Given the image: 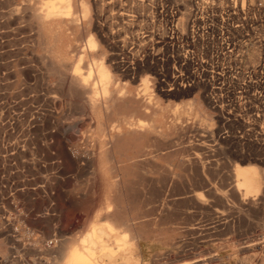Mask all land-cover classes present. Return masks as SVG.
I'll return each mask as SVG.
<instances>
[{
	"label": "rangeland",
	"instance_id": "obj_1",
	"mask_svg": "<svg viewBox=\"0 0 264 264\" xmlns=\"http://www.w3.org/2000/svg\"><path fill=\"white\" fill-rule=\"evenodd\" d=\"M7 1L0 0V45L3 43L1 45L2 47L0 46V48L3 49V53L0 49V55L3 57V59H1L2 57L0 58V63L4 65H2L3 71H5L4 76L6 74L9 76L6 75L9 78L7 79L9 82L6 80L7 77H4L5 80H1L0 95L4 94L6 98L17 101L22 108H25L26 113L29 114H25L28 120L32 116L37 117V112H39V116L41 117L37 120L38 125L33 131L28 132V130H26L27 124L23 122L24 125L21 126L19 135L15 134L14 136H9V134L6 133L4 140L0 139V144L2 141L6 143L15 141V144L21 149L19 152H16V154L22 157L23 167L32 156L36 160L47 162L46 168L43 169L41 167L28 165L25 173L20 177V179H23L24 176L26 177V172L30 175V190L21 194L19 198L21 211L26 214V217L23 218L25 220L22 223L23 226L28 224L31 227L37 228L46 240L57 238L59 241L56 247L43 249L42 252H39L35 247L15 244L9 237L11 233L8 231L11 225L5 222L3 229L0 231V264H55V262L59 261V255L57 254L60 252H57L61 251L63 244L69 243L71 246L75 244L76 246L79 245V247H82L79 242V240L81 241L82 239V235H85L97 224L103 226L100 224L109 219L106 218L105 211H107L110 204L115 206L112 201L114 200L113 195H115L116 191L115 183L116 185L118 183L116 182L117 179H120L118 180L119 188H117V191L122 193L123 198L118 209L112 207L115 209L114 212L118 210L117 216H119V214L121 215L118 217L119 219L126 213L124 214L125 217L122 218L124 224H122L118 232L123 233L124 231L125 233L127 232L126 230H130L132 227H144V229L142 228L140 230L142 238L138 241L131 240L129 237L127 238L131 246L130 248L135 254H139L140 264H182L188 261L211 257H218L221 261L228 262L229 264H264V179L260 190L261 192L259 191L256 196L255 193L251 194L250 200H246L243 204L241 198L244 190L242 188L243 191L238 190V182L234 181L236 180V170L240 167L253 166L260 169L262 174L264 173V112H261L264 110V105H260L259 102H253V106H256L258 111L252 109L249 112L242 113L240 114L241 118L239 117L235 121L233 118L228 119L219 109L214 108L210 104L205 88L201 85L185 90L170 91L169 89L172 88L170 85L172 76L167 72V68L165 67L167 78H163L161 74H164L162 71L163 68L161 67L162 60H156L162 55L163 59L166 58L167 51H163L162 55L159 56L155 53V59H152L154 54H152L149 59H145L146 63L144 66L147 74L143 71L144 68L142 67H137L138 70L136 68H126L121 72L119 69L115 68L116 66L113 64L115 61L114 57L118 53L114 48L110 50L111 46L109 45V41L112 39L108 40L107 43L102 37H98L100 35V29L99 26H97L98 23H95L93 31L96 29L98 34L96 38L99 43L101 42L100 45L105 55L107 54V59L108 56L110 57V61H106L117 78L115 87L121 89L124 87L123 85H126V90L136 92L138 91L137 86L140 84V78L142 76H147L150 79L152 78L153 96L150 101L155 107L158 105L157 107L161 109L162 114L159 118L162 124L158 123L159 127L155 129L153 135H148L145 141L140 143L137 147L131 146L133 149L127 150L125 154L120 155L117 152L115 153L113 150V143L111 145L110 143L112 142V137L116 134L114 131H117V129H115L116 124L124 118L132 122H137V120L129 118L130 113L127 114L128 116H125L117 110L109 113L107 111L102 112L101 117H99L89 108V98L85 100L84 97L81 98V96L77 94L70 96L71 94L69 95L68 93L67 83L64 82L63 85V82H60L63 81V79L50 70L49 80L45 82V84H49L47 89L46 85H43L44 81L42 83L41 79L43 76H46V74L48 75L45 69V67L47 68L48 66L44 63H51L50 58L52 54L50 55L49 52L51 48L49 47L48 49L41 46L39 44L40 40L36 37L37 32L35 27L32 26V28L31 23L29 24L28 22L22 23L23 21L19 20V16L16 15V5L19 6V4L25 0ZM39 1L40 0L31 1V4H39ZM63 1L66 2L69 0ZM87 1L90 5L95 1L100 9L103 8L101 6V0ZM176 1L184 5L185 8H188L190 5V0ZM10 3L12 4L9 5ZM138 4L139 2L135 0V2L131 4L132 10L134 13L138 12L141 14L145 8L139 6L135 7ZM124 11L125 9L121 8L117 13L123 16L124 14L122 13H124ZM9 13H15L16 17L14 16V19L12 18V20H10ZM94 13L95 9L93 14ZM105 17H107V15ZM100 23L101 25L106 24L104 19H102ZM23 24L24 28L27 27L28 29H23ZM108 24H110V21ZM108 24H106V26H108ZM140 24L142 26H147L145 23ZM83 29L84 28L80 26V28H74V30L73 28H70L69 31L65 30L66 41L69 43L71 42V46L77 45L80 49H84L85 45L83 44L85 38L83 37L85 33ZM5 31L6 33H4ZM9 33L10 35L8 36L10 37H7ZM29 34L34 36V48L25 45V41L29 40L26 38ZM53 37L54 33L49 32V42H53ZM2 38H6L7 40ZM120 39L121 38L118 37L115 40ZM9 41L12 43H9ZM5 42L6 44L8 43L7 45L9 47ZM80 44L82 45L80 46ZM10 48H12L13 51L9 50ZM18 48L20 49L18 50ZM62 49L64 50L65 48ZM24 50H26V54L33 59L32 62L38 66L39 80H37V84L35 81H31L32 83H30L25 80L24 76H21L19 71L18 60H20V53ZM72 50H74V48H70L67 51L68 62L66 66L69 68L74 66L78 57L76 53L71 52ZM33 52H36V57H31ZM142 52L140 57H143L145 52L148 54L152 53L148 46H146V50ZM9 53L13 55H9ZM81 53L85 55L86 59L88 58L87 63H90L91 60L96 57V54L88 53L86 50ZM45 55L46 57H44ZM204 55L208 54L203 52V56ZM9 57L13 60H10L11 58ZM136 70L137 72H135ZM85 72V70H81L82 77H84ZM66 74L68 76L70 72ZM178 79L179 77L175 76L173 81L174 85L175 81L177 82ZM3 81H6V83H4L5 85L2 83ZM88 83L92 85L93 81ZM96 87H98V85H96ZM43 96H45V98H43ZM225 100L228 101L229 98L226 97ZM199 104L202 105L204 112H201L199 108V110L196 111L197 105ZM146 110L149 113L151 112V109H145V113ZM254 111L259 113L258 115L260 116L258 117L255 115L256 113H254ZM149 113L147 114L148 116L146 115L147 117L150 116ZM25 115H23V117ZM23 117L22 119L25 120ZM175 119L181 121L185 126L175 127L173 125ZM147 121L148 119L144 123L148 126L150 122ZM102 123L104 124V132L100 131ZM70 125L74 129L72 128L68 132L63 133V130L67 129ZM22 127H24V129ZM201 127H203V129ZM125 128L127 130L128 126L123 124L122 131H126ZM207 128L209 130H207ZM204 131L209 134L203 133ZM60 134H63V136H60ZM48 136L51 137L49 138ZM157 144L159 145L158 147ZM31 147H34V150H32ZM107 151L113 152V161L103 167L100 157ZM144 152H146V154ZM172 152L174 155H172ZM69 154H71V158L67 157ZM83 155L85 157H83ZM139 156H141L140 159ZM187 162L189 164H186ZM192 162L196 163L195 167ZM139 164L141 166H139ZM142 165L144 166L143 168ZM196 167H198L197 170ZM136 168H138V170H136ZM141 170L143 172H141ZM117 175L120 176L117 178L115 177ZM141 175L144 176V178ZM262 177L264 178V175ZM203 181L206 182L205 185L202 184L204 183ZM207 183L210 186H208ZM134 186L137 187V189H135ZM110 193L112 194L110 195ZM129 196L130 199L131 197H135V201L133 198L130 201ZM154 196L156 198H154ZM198 197L203 199V204ZM125 198L127 199L125 200ZM223 199L227 200V203L222 204L221 201ZM169 200L171 201L169 202ZM247 201L251 203L249 204ZM131 204L134 206L131 207ZM152 205L156 207L151 209ZM139 206H141V208ZM7 208L8 205L5 209ZM164 209H168V212L167 210L163 211ZM124 210L126 212H124ZM149 211L151 214H148ZM137 212L140 213L138 214ZM128 213L129 215H127ZM146 214H148L147 217ZM135 216L138 219L135 218ZM101 218H105L104 221H102ZM97 219L102 222H98ZM1 221L0 219V222ZM123 225H125V227L127 226L128 229L127 227L123 228ZM118 232H115L114 236L112 235L111 238H108L109 243L113 242L115 235L120 236ZM249 244L257 245L250 246ZM246 245L248 246L246 247ZM56 256H58V259Z\"/></svg>",
	"mask_w": 264,
	"mask_h": 264
},
{
	"label": "built area",
	"instance_id": "obj_2",
	"mask_svg": "<svg viewBox=\"0 0 264 264\" xmlns=\"http://www.w3.org/2000/svg\"><path fill=\"white\" fill-rule=\"evenodd\" d=\"M133 2L101 0L103 12L97 16L99 36L107 43L112 39L111 50L118 53L113 62L117 69H145V59L152 54L155 59L167 51L166 58L162 55L156 60H162L163 78H167L165 67L172 76L170 91L201 85L214 108L225 116L232 114L238 118L252 109L258 111L253 102L264 105V0H190L188 8L176 0H137L135 7L145 8L141 14L134 13ZM121 8L125 9L123 16L117 13ZM102 19L110 24L101 25ZM130 24L137 28L132 31ZM118 37L121 39L115 40ZM146 46L152 53L145 52L140 57ZM203 52L208 55L203 56ZM175 76L181 78L174 85ZM1 95L0 139L4 140L6 133L19 135L23 122L28 132L33 131L39 112L28 120L25 108ZM258 114L255 115L259 117ZM19 150L15 141L0 144V231L8 222L12 242L42 252L56 247L59 240H46L37 228L23 226L26 214L21 211L19 198L30 190V175L26 172V177H20L28 165L43 169L47 162L32 156L23 167L21 156L16 154ZM193 264L229 263L211 257Z\"/></svg>",
	"mask_w": 264,
	"mask_h": 264
},
{
	"label": "bare ground",
	"instance_id": "obj_3",
	"mask_svg": "<svg viewBox=\"0 0 264 264\" xmlns=\"http://www.w3.org/2000/svg\"><path fill=\"white\" fill-rule=\"evenodd\" d=\"M7 1V0H6ZM31 1L34 0H25L23 1L21 4L16 5L17 9H15V13L16 15H18L19 20L23 21L22 23L28 22L29 24L31 23V27L34 26L37 32V38L40 40V45L48 48H51L50 55L51 56V63H44L47 64V68L45 67V69L47 70L46 72L48 73V75L46 74V76L42 77V83L43 85H46V88L49 87V84H45V82H47V80H49V70L58 74L60 76V78L63 79V81H60L61 83L64 82L67 83L68 85V93L70 96L77 94L78 96L84 97V99L86 100V98H89L88 100V106L90 109L93 110V112H95L99 117H101L102 112L107 111L109 112H113V111H120L122 114H124L125 116L127 114L130 115L129 118H134L137 120V122H132V121H128L127 118L122 119V121H119L116 126L115 129H117L115 136L112 137V142L110 143V145L113 143V150L115 151V153L117 152L118 154L122 155L125 154L127 150L133 149V147H137L140 143H142L143 141H145L146 137L150 134L153 135V133L155 132V129H157L158 123L162 124L161 121H159L160 116H162L161 114V109H159L157 106L155 107L150 99L153 96L152 95V86L153 83L151 84V79L147 76H142L140 78V84L137 86L138 91L136 92H131L130 90H126V85H123L124 87L121 89H118L117 87H115V84L117 83V78L115 77V73L112 71L110 65L107 63L106 60L110 61V57L108 56L107 59V54L105 55L104 51L102 50V47L98 41V39L96 38V34H94V32L92 30H94V28L91 30L89 28L83 29L84 30V44L85 47L84 49H80L77 45H73L71 46L69 42L66 41V37H65V30H68L71 28H80V26L82 25L83 21H90V24L93 23L92 21V17H93V12L94 9L97 12V15H99L100 13L103 12V8L100 9L96 3H93V5H90L88 3L87 0H70L64 2L63 0H57V1H50V0H40L39 4H31ZM90 1V0H89ZM103 1V0H102ZM8 2V1H7ZM28 2V3H27ZM9 3V2H8ZM38 3V2H37ZM12 3H10L9 5H11ZM103 5V4H102ZM13 6V5H12ZM10 7V6H9ZM4 8V7H3ZM12 8V7H11ZM99 8V9H98ZM11 10V9H10ZM15 13H9L10 15V20H12V18L15 16ZM5 14V13H4ZM124 14V13H122ZM16 17V16H15ZM14 19V18H13ZM17 19V18H16ZM2 22V21H1ZM5 22V21H4ZM11 23V22H10ZM20 26V25H19ZM95 26V25H94ZM22 27V26H21ZM4 28V27H3ZM23 29L24 28V24H23ZM33 28V27H32ZM129 28L133 31L134 29L137 28V25L135 24H130ZM139 28V27H138ZM28 29V28H27ZM34 29V30H35ZM82 29V28H81ZM3 30V29H2ZM11 30V29H10ZM14 30V29H12ZM72 30V31H73ZM7 31V30H6ZM6 31L4 33H6ZM79 31V30H78ZM16 32V31H15ZM49 32L54 33V39L53 42H49L50 38H49ZM83 33V34H84ZM12 34V32H11ZM82 34V35H83ZM10 35L7 34V37ZM51 35V34H50ZM74 36V35H73ZM75 36H79V35H75ZM81 36V35H80ZM3 37V35H2ZM5 37V36H4ZM100 37V36H99ZM26 38H28L29 40L25 41L26 44L32 48L35 47V39L34 36L32 34H29ZM7 40L6 38H2ZM31 39V40H30ZM34 39V40H33ZM77 39V38H76ZM101 39V38H100ZM10 40V39H9ZM19 40V39H18ZM24 40V39H23ZM52 40V38H51ZM74 40V39H73ZM3 41V40H2ZM17 41V40H16ZM71 41V39H70ZM1 42V41H0ZM9 43H12L9 41ZM3 44V43H2ZM1 44V45H2ZM6 44V42H5ZM8 44V43H7ZM6 44V45H7ZM0 45V46H1ZM11 45V44H10ZM15 45V44H14ZM13 45V46H14ZM24 45V44H23ZM24 45V46H25ZM82 44H80L81 46ZM8 46V45H7ZM6 46V48H7ZM12 46V45H11ZM22 46V45H21ZM107 46V45H106ZM2 47V46H1ZM9 47V46H8ZM13 48V47H12ZM12 48H10L9 50L13 51ZM16 48V47H15ZM62 48H65L64 50ZM70 48H74V50H72L71 52L76 53L77 54V60L76 63H74V66L69 68L68 66H66L67 61V51ZM110 48V47H109ZM1 49V48H0ZM20 48H18L19 50ZM68 49V50H67ZM104 49V47H103ZM3 49H1L2 51ZM6 50V49H4ZM22 50V49H21ZM87 51L88 53L91 54H96V57H94L90 63H87V59L85 57V55H83L81 52L83 51ZM105 50V49H104ZM111 50V49H110ZM0 51V52H1ZM47 51V52H48ZM10 52V51H8ZM41 52V51H40ZM43 52V51H42ZM3 53V51H2ZM12 53V52H11ZM16 53V52H15ZM36 53V52H35ZM34 52L31 54V57H36L37 54H35ZM1 54V53H0ZM5 54V52H4ZM7 54V52H6ZM17 54V53H16ZM45 54V53H44ZM8 55V54H7ZM9 55H13L10 54ZM47 55V54H46ZM46 55L44 57H46ZM49 55V57H50ZM4 56V55H3ZM15 56V55H14ZM41 56V55H40ZM76 56V55H75ZM87 56V55H86ZM94 56V55H93ZM113 56V55H112ZM2 57V55H0V58ZM8 57V56H7ZM43 57V56H42ZM71 57V56H70ZM68 57V58H70ZM11 58V57H9ZM8 58V60H9ZM14 58V57H13ZM115 58V57H114ZM3 59V57L1 58ZM0 59V60H1ZM7 60V59H6ZM10 60H13L12 58ZM33 59L30 58L29 55L26 54V50H24L23 52L20 53V60L19 61V71L21 73V76H24V79L27 80L28 82L32 83L31 81H35V83L37 84V80H39L38 76H39V70H38V66L35 65L34 62H32ZM5 61V60H4ZM36 61V60H35ZM44 61V60H43ZM90 61V60H89ZM10 62V61H9ZM12 62V61H11ZM75 62V61H74ZM112 62V61H111ZM8 63V61H7ZM6 63V64H7ZM5 64V65H6ZM39 64V62H38ZM86 64V65H85ZM3 64L0 63V82L2 79H4V77H7L6 75L4 76V72L3 71ZM11 65V63H10ZM85 65V66H84ZM7 68V67H5ZM116 68V67H115ZM44 69V70H45ZM137 69V68H136ZM147 69V68H146ZM10 70V68H9ZM8 70V71H9ZM81 70H85V74L84 77H82V73ZM114 70V69H113ZM129 70V69H128ZM138 70V69H137ZM137 70L135 72H137ZM131 71V70H129ZM143 71H145V69H143ZM70 75L67 76L66 73H69ZM127 72V71H126ZM52 73V74H54ZM146 73V71H145ZM12 74V73H11ZM18 74V73H17ZM42 74V73H41ZM147 74V73H146ZM149 74V73H148ZM10 75V74H9ZM11 76V75H10ZM20 76V75H19ZM128 76V75H127ZM130 76V75H129ZM132 76V75H131ZM9 77V76H8ZM6 78L9 79V78ZM52 77V76H51ZM153 77V75H152ZM179 78H181V76H178ZM11 79V78H10ZM5 80V79H4ZM8 81V80H7ZM68 81V82H67ZM93 81L92 85L89 84L88 82ZM9 82V81H8ZM26 82V83H28ZM3 84L6 83V81L2 82ZM8 84V83H7ZM29 84V83H28ZM5 85V84H4ZM9 85V84H8ZM96 85H98V87H96ZM5 87V86H4ZM34 87V86H33ZM3 88V87H2ZM10 88V87H9ZM128 88V87H127ZM11 89V88H10ZM9 89V90H10ZM48 89V88H47ZM31 90V89H30ZM37 90V88H36ZM43 90V89H42ZM55 90V89H54ZM135 90V89H134ZM20 91V90H19ZM56 91V90H55ZM6 92V91H4ZM52 92V91H50ZM31 93V91H30ZM4 96V95H3ZM42 96V95H41ZM49 96V95H48ZM57 96V95H56ZM32 97V96H30ZM43 98H45V96H43ZM74 98V97H72ZM100 98V99H99ZM75 99V98H74ZM207 99V98H206ZM31 100V99H30ZM47 100V99H46ZM78 100V99H77ZM161 100V99H160ZM68 101V100H67ZM29 103V101H28ZM85 104V103H84ZM22 105V104H21ZM24 105V104H23ZM22 105V106H23ZM27 105V104H26ZM58 105V104H57ZM210 105V104H209ZM25 106V105H24ZM31 106V105H30ZM35 108V107H34ZM50 108V107H49ZM75 108V107H74ZM82 108V107H81ZM201 110V112H204V110L202 109V105L199 104L197 105V110L199 109ZM46 109V108H45ZM145 109H151V112H144ZM33 110V109H32ZM71 110V109H70ZM163 110V109H162ZM47 111V110H45ZM31 112V111H30ZM34 113V112H33ZM119 113V112H118ZM150 114L149 117H147V114ZM48 114V113H47ZM117 114V113H116ZM198 114V112H197ZM28 115V114H27ZM35 115V114H34ZM104 115V114H103ZM147 115V116H146ZM105 116V115H104ZM110 116V115H109ZM117 116V115H116ZM128 116V115H127ZM148 119V121L150 122L149 125L147 126L144 122L147 120L146 117ZM222 116V115H221ZM23 117V115H22ZM41 117V116H40ZM46 117V116H45ZM228 119L233 118L235 121L238 119L237 116L235 115H228L226 116ZM87 118V117H86ZM89 118V115H88ZM93 118V117H92ZM119 118V117H118ZM165 118V117H164ZM44 121V120H43ZM42 121V122H43ZM95 121V120H94ZM109 121V120H108ZM115 121V120H114ZM134 121V120H133ZM147 121V122H148ZM165 121V120H164ZM170 121V120H169ZM168 121V122H169ZM91 122V121H90ZM100 122V121H99ZM229 122V121H228ZM26 123V122H25ZM112 123V122H111ZM44 124V123H43ZM46 124V123H45ZM83 124V123H82ZM96 124V123H94ZM123 124H125L126 126H128V129L125 130L126 131H122L123 128ZM24 125V124H22ZM106 125V124H105ZM175 127H184L185 125L181 123V121L175 119L174 120V124ZM184 125V126H183ZM104 124L102 123L100 126V131L104 132ZM204 126V125H203ZM87 127H88V123H87ZM94 127V126H93ZM24 129V127H22ZM44 128V127H43ZM73 127L70 125L68 126L67 129L63 130V133L68 132L69 130H71ZM98 128V127H96ZM203 129V127H201ZM206 128V127H205ZM74 129V128H73ZM160 129V128H159ZM27 130V129H26ZM39 130V129H38ZM54 130V129H53ZM109 130V129H108ZM205 130V129H204ZM207 130H209L207 128ZM25 131V130H24ZM202 131V130H201ZM35 132V131H34ZM50 133V132H48ZM111 133V132H110ZM203 133H208V132H203ZM103 134V133H102ZM209 134V133H208ZM50 135V134H49ZM60 136H63V134H60ZM110 136V135H109ZM171 136V135H170ZM200 136V135H199ZM198 136V137H199ZM49 137V136H48ZM51 137V136H50ZM49 137V138H50ZM159 137V136H157ZM202 137V136H201ZM204 137H208V136H204ZM95 138V137H94ZM203 138V137H202ZM201 138V139H202ZM61 139V138H59ZM149 139V138H148ZM153 139V138H151ZM165 139V138H164ZM208 139V138H207ZM205 139V140H207ZM41 140V139H40ZM49 140V139H48ZM170 140V139H169ZM172 140V139H171ZM152 141V140H151ZM164 141V140H163ZM167 141V140H166ZM68 142V141H67ZM96 142V141H95ZM156 142V141H155ZM36 143V141H35ZM180 143V142H179ZM202 143V141H201ZM92 144V143H91ZM169 144V143H168ZM69 145V144H68ZM108 145V143H107ZM180 145V144H179ZM187 145V144H186ZM33 146V145H32ZM41 146V145H40ZM71 146V145H70ZM146 146V145H145ZM159 145L157 144V147ZM168 146V145H167ZM170 146V145H169ZM198 146V145H197ZM180 147V146H179ZM178 147V148H179ZM55 148V147H54ZM61 148V147H60ZM97 148V147H96ZM112 148V146H111ZM76 149V148H75ZM85 149V148H84ZM168 149V148H167ZM172 149V148H171ZM36 150V149H35ZM72 150V149H71ZM107 150V149H106ZM142 150V149H141ZM169 150V149H168ZM167 150V152H168ZM20 151V150H19ZM164 151V150H163ZM179 151V150H178ZM205 151V150H204ZM209 151V150H208ZM138 152V151H137ZM149 152V151H148ZM211 152V151H210ZM86 153V152H85ZM131 153V152H130ZM143 153V152H142ZM146 154V152H144ZM76 154V153H74ZM83 154V153H82ZM93 154V152H92ZM129 154V153H128ZM134 154V153H133ZM148 154V153H147ZM71 154L67 155V157H70ZM91 155V154H90ZM172 155L173 152H172ZM83 157H85L83 155ZM141 156H139L140 159ZM150 157V155H149ZM171 157V156H170ZM22 158V157H21ZM71 158V157H70ZM119 158V156H118ZM143 158V157H142ZM146 158V157H145ZM65 159V158H64ZM113 152L107 151L105 153H103V155L100 157V161L102 162L103 167L108 164L111 163L113 160ZM79 160V158H78ZM93 160V159H92ZM116 160V159H115ZM137 160V159H136ZM150 160V159H149ZM192 160V159H191ZM202 160V159H201ZM100 161H99V165H100ZM138 161V160H137ZM135 161V162H137ZM198 161V160H197ZM69 162V161H68ZM66 162V163H68ZM80 162V161H79ZM133 162V160H132ZM134 162V163H135ZM141 162V161H140ZM186 162V161H185ZM184 162V163H185ZM70 163V162H69ZM75 163V162H74ZM87 163V162H86ZM144 163V162H143ZM193 163V162H192ZM191 163V164H192ZM91 164V162H90ZM186 164H189L188 162ZM196 163H193V166L195 167ZM69 165V164H68ZM98 165V163H97ZM133 165V164H132ZM135 165V164H134ZM145 165V164H144ZM71 166V165H70ZM91 166V165H90ZM89 166V167H90ZM128 166V165H127ZM139 166H141L139 164ZM186 166V165H185ZM188 166V165H187ZM198 166V163H197ZM94 167V166H93ZM96 167V166H95ZM130 167V166H129ZM138 167V166H137ZM144 166L142 165V168ZM99 168V167H98ZM119 168V167H118ZM131 168V167H130ZM185 168V167H184ZM182 168V169H184ZM189 168V167H188ZM198 167H196L197 170ZM69 169V168H68ZM165 169V167H164ZM78 170V169H77ZM80 170V168H79ZM110 170V169H109ZM134 170V169H132ZM136 170H138V168H136ZM144 170V169H142ZM141 170V172H143ZM155 170V169H154ZM140 171V170H139ZM137 171V172H139ZM188 171V170H187ZM69 172V171H68ZM101 172V170H100ZM110 172V171H109ZM119 173V172H118ZM145 173V172H144ZM168 173V172H167ZM194 173V172H193ZM102 174V173H101ZM109 174V173H108ZM136 174V173H135ZM79 175V174H78ZM139 175V174H138ZM235 177L238 184V190H242V204L246 202V200H250L251 198V194L255 193V196L257 193H259V191L261 190V186L263 183V175L262 172L260 171V169H257L256 167L253 166H248V167H240L236 170L235 173ZM120 175H117L115 177H119ZM142 176V175H141ZM164 176V175H163ZM105 177V176H104ZM138 177V176H137ZM144 178V176H142ZM165 177V176H164ZM62 178V177H61ZM123 178V177H122ZM130 178V177H129ZM128 178V179H129ZM134 178V177H133ZM167 178V177H166ZM63 179V178H62ZM111 179V177H110ZM233 179V178H232ZM112 180V179H111ZM115 180V179H114ZM120 179H117L116 182L119 183ZM162 180V179H161ZM167 180V179H166ZM202 180V179H200ZM206 181V180H205ZM134 182V181H133ZM149 182V180H148ZM204 182V181H203ZM207 182V181H206ZM206 182L202 183V184H206ZM115 183V195L114 196V200L112 201L115 206H113L112 204H110L108 206L107 211H105V216L106 218H109L108 220H105L101 218L102 221H104L102 224L103 226H99L98 224L95 226H91V230L88 231L85 235H82V239L81 241L79 240V243L82 247L76 246L74 244V246L69 243H65L63 244V247L61 249V251H58L57 255H59V259L57 258L58 256H56V258L59 260L57 262H55V264H140V260H139V254H135L134 251L130 248V244L129 241H127V238H131V240H139L142 238V234L140 232V230L144 227L142 226L140 228H136V227H132L130 230H126L127 232L124 233H119L118 230H120V228L122 227V224L124 220H122L123 217H121L120 219L118 218L119 216H121L119 214V216H117V212H114V208H119L120 202L123 198L122 193H120V191H117L119 188V184ZM125 183V182H124ZM135 183V182H134ZM133 183V184H134ZM164 183V182H163ZM162 183V184H163ZM208 184V183H207ZM109 185V184H108ZM111 185V184H110ZM127 185V184H126ZM137 185V183H136ZM140 185V184H139ZM203 185V186H204ZM112 186V185H111ZM130 186V185H129ZM207 186V185H206ZM208 186H210L208 184ZM133 187V185H132ZM135 187V186H134ZM165 187V186H164ZM111 188V187H110ZM127 188V187H126ZM242 188V189H241ZM114 189V188H113ZM123 189V188H122ZM131 189V188H130ZM129 189V190H130ZM135 189H137V187H135ZM151 189V188H150ZM263 189V188H262ZM107 190V189H106ZM110 190V189H109ZM139 190V189H138ZM132 191V190H131ZM152 191V190H151ZM237 191V190H236ZM107 192V191H106ZM136 192V191H135ZM235 192V191H234ZM261 192V191H260ZM90 193V192H88ZM93 193V192H92ZM125 193V192H124ZM131 193V192H130ZM112 193H110L111 195ZM152 194V193H151ZM127 195V194H125ZM132 195V194H130ZM154 195V194H153ZM156 195V194H155ZM258 195V194H257ZM86 196V195H85ZM88 196V195H87ZM138 196V195H137ZM65 197V196H64ZM93 197V196H92ZM97 198V197H96ZM133 197H131L132 199ZM135 198V197H134ZM133 198V200L135 201V199ZM154 198H156L154 196ZM65 199V198H64ZM127 198H125L126 200ZM130 199V196H129ZM130 199V201H131ZM141 199V198H140ZM139 199V200H140ZM202 201L203 204V199L199 198ZM63 200V199H62ZM68 200V199H67ZM150 200V199H149ZM158 200V199H157ZM74 201V200H73ZM108 201V200H107ZM163 201V200H162ZM165 201V200H164ZM171 200H169L170 202ZM244 201V202H243ZM76 202V201H75ZM144 202V201H142ZM168 202V201H167ZM168 202V203H169ZM173 202V201H172ZM199 202V200H198ZM222 204L227 203V200L223 199ZM248 202V201H247ZM88 203V202H87ZM111 203V202H110ZM122 203V202H121ZM249 204L251 203L250 201L248 202ZM79 204V203H78ZM152 204V203H151ZM158 204V203H157ZM165 204V203H164ZM171 204V203H170ZM201 204V202H200ZM132 205V204H131ZM159 205V204H158ZM174 205V204H173ZM172 205V206H173ZM227 205V204H226ZM253 205V203H252ZM79 206V205H78ZM91 206V205H89ZM95 206V205H94ZM113 206V207H112ZM134 205H132L131 207H133ZM146 206V205H145ZM148 206V205H147ZM153 206V205H152ZM151 206L152 208H155L156 206ZM112 207V208H111ZM138 207V206H137ZM141 208V206H139ZM158 207V206H157ZM245 207V206H244ZM250 207V206H249ZM105 208V207H104ZM103 208V209H104ZM107 208V207H106ZM133 209V208H131ZM130 209V211H131ZM136 209V208H135ZM161 209V207H160ZM134 210V209H133ZM168 209H164L163 211ZM171 210V209H170ZM85 211V210H84ZM123 211V210H122ZM157 211V210H156ZM161 211V210H160ZM99 212V211H98ZM124 212H126L124 210ZM142 212V211H141ZM154 212V211H153ZM87 213V212H86ZM121 213V210H120ZM123 213V212H122ZM130 213V212H129ZM129 213L127 215H129ZM138 213V212H137ZM140 213V212H139ZM138 213V214H139ZM104 214V213H103ZM148 214H151L150 211L148 212ZM148 214H146V217L148 216ZM161 214L163 215V213L161 212ZM88 215V214H86ZM131 215V214H130ZM142 215V214H141ZM161 215V216H162ZM104 216V215H103ZM145 216V214H144ZM156 216V215H155ZM159 216V215H157ZM87 217V216H86ZM154 217V216H153ZM160 217V216H159ZM164 217V216H163ZM220 217V216H219ZM130 218V217H129ZM135 218H137L135 216ZM141 218V217H140ZM56 219V218H55ZM127 219V218H126ZM138 219V218H137ZM89 220V219H88ZM98 220V219H97ZM96 220V221H97ZM134 220V218H133ZM142 220V219H141ZM144 220V218H143ZM221 220V219H220ZM95 221V220H94ZM100 220H98L99 222ZM100 221V223L102 222ZM131 221V220H130ZM145 221V220H144ZM143 221V223H144ZM163 221V219H162ZM91 222V221H89ZM93 222V221H92ZM129 222V221H128ZM142 222V221H141ZM153 222V221H152ZM97 223V222H95ZM119 223V224H118ZM133 223V222H131ZM137 223V220H136ZM118 224V226H117ZM154 224V223H153ZM215 224V223H214ZM127 225V224H126ZM130 225V224H129ZM144 225V224H143ZM149 225V224H148ZM147 225V226H148ZM164 225V224H163ZM155 226V225H154ZM127 227V226H126ZM125 225H123V228H126ZM128 229V227H127ZM151 229V228H150ZM153 229V228H152ZM155 229V228H154ZM146 230V229H145ZM144 230V231H145ZM148 231V230H147ZM156 231V230H155ZM154 231V232H155ZM118 232L120 234V236L115 235V239L113 240L112 243L108 242V238L112 237V235L114 236V233ZM153 235V234H151ZM150 235V237H151ZM149 236V235H148ZM147 236V237H148ZM71 239V238H70ZM111 241V240H110ZM65 242V241H64ZM135 242V241H134ZM71 243V242H70ZM136 244V243H135ZM61 245V244H60ZM59 245V246H60ZM70 245V246H69ZM250 245V244H249ZM257 244L254 245H250V246H255ZM248 245H246L247 247ZM53 252V251H52ZM158 254V253H157ZM40 256V255H39ZM53 256V255H52ZM152 256V255H151ZM150 256V257H151ZM153 258V257H152ZM153 260V259H152ZM161 260V259H160ZM204 260L203 258L201 259H197L194 261H188L182 264H193L195 262H200ZM53 263V262H52ZM51 264V263H50Z\"/></svg>",
	"mask_w": 264,
	"mask_h": 264
},
{
	"label": "crops",
	"instance_id": "obj_4",
	"mask_svg": "<svg viewBox=\"0 0 264 264\" xmlns=\"http://www.w3.org/2000/svg\"><path fill=\"white\" fill-rule=\"evenodd\" d=\"M91 5H93V3L91 4ZM97 14H96V11H95V13L93 14V17H92V21H93V23L92 24H90V21H83L84 23L81 25L84 29H85V27L86 28H89L90 26V28L89 29H91L93 26H94V24L96 23L97 24ZM92 30V29H91ZM93 31V30H92ZM95 31H96V29H95ZM95 31H93L94 32V34H96L95 36H98V34H97V31L95 32ZM99 37V36H98ZM79 195H80V191H79Z\"/></svg>",
	"mask_w": 264,
	"mask_h": 264
}]
</instances>
